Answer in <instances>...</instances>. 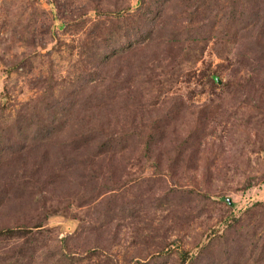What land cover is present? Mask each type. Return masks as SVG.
<instances>
[{
  "label": "rangeland",
  "instance_id": "obj_1",
  "mask_svg": "<svg viewBox=\"0 0 264 264\" xmlns=\"http://www.w3.org/2000/svg\"><path fill=\"white\" fill-rule=\"evenodd\" d=\"M0 264H264V0H0Z\"/></svg>",
  "mask_w": 264,
  "mask_h": 264
}]
</instances>
